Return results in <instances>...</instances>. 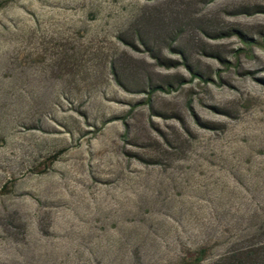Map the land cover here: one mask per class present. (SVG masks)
<instances>
[{
    "label": "rangeland",
    "instance_id": "rangeland-1",
    "mask_svg": "<svg viewBox=\"0 0 264 264\" xmlns=\"http://www.w3.org/2000/svg\"><path fill=\"white\" fill-rule=\"evenodd\" d=\"M0 3V264L264 245V0Z\"/></svg>",
    "mask_w": 264,
    "mask_h": 264
},
{
    "label": "trees",
    "instance_id": "trees-1",
    "mask_svg": "<svg viewBox=\"0 0 264 264\" xmlns=\"http://www.w3.org/2000/svg\"><path fill=\"white\" fill-rule=\"evenodd\" d=\"M2 3H0V7ZM169 86L166 88L155 86L150 89L149 94L156 91L168 92ZM60 154V152L58 153ZM57 155L53 158H56ZM221 264H264V245L249 246L241 251L231 252L223 257Z\"/></svg>",
    "mask_w": 264,
    "mask_h": 264
}]
</instances>
